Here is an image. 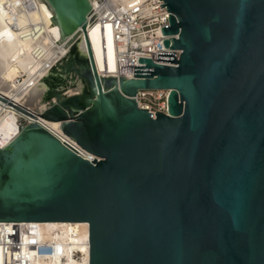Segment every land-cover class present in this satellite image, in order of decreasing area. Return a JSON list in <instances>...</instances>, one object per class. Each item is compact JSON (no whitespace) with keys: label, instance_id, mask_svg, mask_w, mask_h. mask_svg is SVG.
Wrapping results in <instances>:
<instances>
[{"label":"water","instance_id":"95a60500","mask_svg":"<svg viewBox=\"0 0 264 264\" xmlns=\"http://www.w3.org/2000/svg\"><path fill=\"white\" fill-rule=\"evenodd\" d=\"M42 1L62 41L81 30L85 63L67 72L89 94L56 73L41 112L0 95L31 119L0 149V222L87 223L88 264H264V0H161L180 55L139 58L130 79L96 71L89 0ZM140 90H168L167 113Z\"/></svg>","mask_w":264,"mask_h":264},{"label":"built area","instance_id":"2783aa9c","mask_svg":"<svg viewBox=\"0 0 264 264\" xmlns=\"http://www.w3.org/2000/svg\"><path fill=\"white\" fill-rule=\"evenodd\" d=\"M19 1L25 10L35 8L32 0ZM97 2L96 8L91 6L86 30L92 24L99 25L101 30L109 27L115 49L117 77L133 78L134 66H141L139 58L171 65L157 62L158 52H175L178 59L179 50L166 49L163 45L165 39L172 37L164 36L162 32L168 26L170 14L161 0H140L129 6L116 0ZM168 94V90H140L135 100L140 108L146 109L155 118L156 112L167 113ZM55 135L81 157L90 162L95 159L70 137L62 133ZM88 259L87 223H57L44 227L35 222H0L2 264H88Z\"/></svg>","mask_w":264,"mask_h":264},{"label":"bare ground","instance_id":"6f19581e","mask_svg":"<svg viewBox=\"0 0 264 264\" xmlns=\"http://www.w3.org/2000/svg\"><path fill=\"white\" fill-rule=\"evenodd\" d=\"M32 1L35 8L28 11L19 0H0V95L32 113H37L46 108H43L41 102L46 90L41 79L47 76L55 63L68 53L72 43H75L77 53L83 56L86 53V41L80 31L62 41L42 7L53 15L50 8L42 0ZM116 1L129 6L140 0ZM89 2L93 8L98 5L97 0ZM86 38L98 74L104 78L117 79L119 76L117 77L115 73V49L109 27L101 30L99 25L92 24L88 27ZM80 61L85 63L84 60ZM16 77L23 79L21 82L14 81ZM80 91L79 88H74L67 93L89 94L87 92L82 94ZM36 120L53 133L61 134L60 123L40 118ZM23 121L29 123L31 119L0 100V149L19 134ZM35 223L44 227L57 224Z\"/></svg>","mask_w":264,"mask_h":264},{"label":"rangeland","instance_id":"374dc122","mask_svg":"<svg viewBox=\"0 0 264 264\" xmlns=\"http://www.w3.org/2000/svg\"><path fill=\"white\" fill-rule=\"evenodd\" d=\"M71 54V55H70ZM69 57H68V56ZM72 59L73 62L75 63H78V64H83L82 61L80 60H83L81 55H79L77 53V51L74 49V50H69L68 53H66V55L63 56V58H60L56 63L55 65L53 66L54 67V71L55 72H51L52 70H50L49 72L50 73H47V74H56L58 73L62 78H64L65 80V83L67 84V90L65 91L66 94H68L67 92H69V90L71 89H74V88H79L81 91L80 93L83 94V92L87 91L86 89V86L83 82H81V80H79L80 78L75 74V73H69L67 72V64H68V60L69 59ZM76 58V59H75ZM79 58V59H78ZM60 70V71H59ZM69 78H70V81H69ZM23 79V77H16L14 79V81H19L21 82ZM72 79V81H71ZM75 83H74V82ZM77 84V85H76ZM69 85V86H68ZM85 86V87H84ZM77 94V93H76ZM71 95V94H69ZM26 100V99H24ZM43 100V101H42ZM41 102H42V105H43V108L47 107L51 102H54L55 101V97L51 96L49 99H42Z\"/></svg>","mask_w":264,"mask_h":264}]
</instances>
